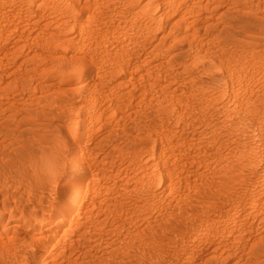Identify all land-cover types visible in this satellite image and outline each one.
Wrapping results in <instances>:
<instances>
[{
	"label": "rangeland",
	"instance_id": "rangeland-1",
	"mask_svg": "<svg viewBox=\"0 0 264 264\" xmlns=\"http://www.w3.org/2000/svg\"><path fill=\"white\" fill-rule=\"evenodd\" d=\"M243 1L264 10V0ZM112 2L107 22L100 14L96 17L103 28L116 27L122 17L138 24L149 19L135 17L120 0ZM209 4L196 20L190 19L193 24L179 27L177 15L163 20L157 7L159 33L166 40L157 52L165 55L163 63L152 68L142 64L138 69L145 75L124 86H115L117 79L110 80L96 63L82 84L90 80L97 92L85 101L80 95L68 100L74 131L81 126L75 107L88 105L85 136L73 142L78 157L91 163L92 177L108 173L110 179L88 182L90 192L74 204L61 202L59 209L55 188L35 185L30 168L7 165L0 150V264H264V191L253 196L262 204L252 215L233 220L241 199L252 197L244 194L246 179L257 178L258 170V177L264 175L257 167L264 163V52L226 45L232 55H242L251 71L226 91L197 70H188V56L212 47L209 25L227 10L218 0ZM95 33L87 44L101 40L115 47L110 33L103 34L99 26ZM25 57L0 51V110L5 113L12 102L36 97H6L2 90L22 75ZM218 102H227V110L218 112ZM165 104L175 110L168 128L161 122L153 125L157 108ZM63 108L47 109L58 114L52 125L59 123ZM174 130L170 137L162 136ZM137 135L151 144L135 160L121 146L126 137ZM37 209L45 216L38 217ZM64 213L59 228H44L47 218Z\"/></svg>",
	"mask_w": 264,
	"mask_h": 264
},
{
	"label": "bare ground",
	"instance_id": "bare-ground-1",
	"mask_svg": "<svg viewBox=\"0 0 264 264\" xmlns=\"http://www.w3.org/2000/svg\"><path fill=\"white\" fill-rule=\"evenodd\" d=\"M111 1L52 0L48 4L46 0H0V34L4 33L0 35V51L12 58L23 53L26 56L22 62L26 67L24 72L9 81L2 88L3 93L13 98L19 93L36 96L34 101L21 104L12 102L7 113L0 110V116H3L0 118L2 159L8 162L7 165H11V162L18 164L22 171L28 166L31 170L30 181L38 187L55 188L59 209L61 202L74 204L90 192L93 185L88 182L111 178L108 173L92 177L88 172L91 163L78 157V150L73 144L85 136L83 129L89 120L88 105L82 102L83 105H77L78 109L75 107L81 126L74 131L70 118L73 110L69 109L71 102L68 100L80 95V99L85 101L90 94L97 92L95 83L90 80L82 84L84 76L89 73L88 69L100 63L110 80L117 79L115 86H124L136 76L143 77L145 74L141 75L138 67L142 64L148 68L157 67L165 59V55L157 53L166 40L159 33L160 21L155 9L158 7L156 11L159 10L163 20L177 15L175 25L179 27L183 23L193 24L196 16L210 7L209 3L213 0H206L204 5L203 1L195 0H120L135 17L144 19L149 16L144 24L122 17L116 26H121V33L115 26L103 28L100 23L102 19L107 22L111 18L108 10V6L113 4ZM218 1L225 4L227 10L209 25L212 47L188 56L186 66L188 70H197L209 77L219 90L226 91L234 82L245 80L246 75L251 73L242 55L235 56L227 50L255 53L256 47H259L264 52V10L256 3L243 0ZM98 14L103 18L96 19ZM193 16L195 20L190 21ZM97 26L103 34L110 33V44L115 42V47L106 46L108 44L101 40H95L94 46L87 44L96 35ZM150 28H153L152 31L142 33ZM127 33L130 35L125 37ZM227 44H232L233 48H227ZM73 45L77 48H69ZM261 57L264 59V53ZM218 104V112L227 110L224 109L227 102ZM55 105L64 108L59 123L52 125L50 120L56 119L58 114L47 109ZM174 111L169 104L159 106L153 125L161 122L163 128H168ZM174 133L175 130L169 134L164 132L162 136L170 137ZM150 144L144 135L129 136L124 139L121 150L137 160L146 154ZM175 151L178 153L179 149ZM257 167L264 174V163ZM255 174L257 178L246 179L244 183V194L252 197L241 199L238 215L233 220L249 217L262 204L260 198L253 196L263 195L264 175L258 177L259 170ZM65 214L47 218L45 222L48 223L44 228L50 231L59 228L63 222L61 217L64 218ZM36 215L41 218L45 213L37 209ZM200 228L209 230L204 226Z\"/></svg>",
	"mask_w": 264,
	"mask_h": 264
}]
</instances>
